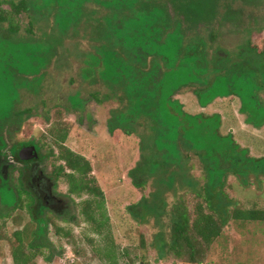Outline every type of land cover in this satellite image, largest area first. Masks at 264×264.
I'll return each mask as SVG.
<instances>
[{"label":"rangeland","instance_id":"374dc122","mask_svg":"<svg viewBox=\"0 0 264 264\" xmlns=\"http://www.w3.org/2000/svg\"><path fill=\"white\" fill-rule=\"evenodd\" d=\"M12 1L17 3L19 0ZM78 1L79 4L84 3L81 14L88 15L87 17L81 15V17H85L87 22L94 20L93 28L86 26L92 36L101 32L104 16L109 13L101 8V3H98L103 0H34L33 15L36 23L33 26L35 33H32L35 35L34 38L42 40L44 39L42 34L49 28L55 30V18L57 17L53 16L52 11L50 13L51 7L59 3V7H64L63 12H70L67 13L65 20L70 21L71 18L75 20L74 17L77 15L75 7ZM177 1L184 3L191 0ZM86 2L89 5H86ZM206 2L207 0H197V4H193V7L205 5ZM223 2L222 5H225ZM227 3L232 5L234 13L229 14L225 27L221 28L218 23H215L211 28L217 33L215 42L212 43L207 34L202 36L208 52L219 53L221 56L227 52L233 56L237 52L236 47L246 38H249L252 45L261 47L264 44V0H259V5H247L239 0H234L233 4L230 1ZM204 8L206 7L202 6V10ZM65 13L61 16L64 17ZM236 15L239 17L237 21L235 20ZM124 20L128 25V18ZM27 22L28 20L21 18L19 24L22 28L19 35H27L25 32ZM99 22H101L100 28L98 27ZM106 23L108 26L109 20H106ZM120 26L119 32L125 34L122 23ZM81 28H84L83 24ZM259 28L263 30L260 31ZM246 29H251L249 36ZM5 31L6 24H1L0 115L8 116L11 110L13 112L17 109L32 110L28 118L22 117L20 128L17 125L8 124L1 132L7 149L9 150L12 146L16 147L22 142L35 141L44 158L43 161L35 162L36 171H42V174L50 180L51 172L63 166V163L56 159L58 147L53 143L50 131L53 127H58L57 124L66 126L69 132L64 146L83 156L90 163L92 170L90 176L94 177L97 186L104 194L103 208L108 219L107 223L101 220L103 223L102 236H99L94 232L95 226L84 214L83 203L89 197L86 195L79 198L69 197L66 182L63 179L56 181L55 186L52 185L51 195L58 200V207H62L61 212L57 211L56 215L52 213L53 209V211L50 209L52 212L44 209L42 213L44 218L40 217L42 219L40 222L46 218L52 220L47 226L46 237L54 248L43 249L45 256L49 257V253L52 254V259L49 263L44 261L43 257H37L34 264H188L183 259L176 260L168 250L171 243L169 215L174 205L179 203L183 197L188 203V208L193 210L196 199L186 192L188 188L201 192L203 172L198 159L190 152L191 159L183 160L182 168L187 174L185 178L174 176L171 180L168 177L166 184H160L156 180L159 175L157 172V176L147 178L144 188H135L129 173L136 167L142 156L148 154V151L141 149L142 138L140 136L146 130L144 126L139 125L135 128L140 136H125L119 130L114 136L108 134L107 124L113 112L122 111L123 105L117 99L106 101L101 105L91 100L89 97L91 93L99 92L101 98L110 93L109 89L99 80L94 84L87 82L89 74L85 78V71H81V69L85 70L81 62L82 57L84 59L89 57L82 56V54L90 53L91 48L98 43L92 41L91 36H85L83 30H80L73 37L65 38L62 35L63 43L55 49L51 48L50 44L43 45L45 48L37 44L26 46L23 43L14 42L6 34L4 36ZM60 32L62 33V30L58 33ZM52 51L54 54L49 53ZM75 92H79L80 98L85 100V112L72 109L78 102ZM175 98L182 103L185 114L209 120L208 123L198 125L190 132L191 135H197L199 150L209 144L208 147H211L209 151L212 155L223 153L225 157L229 155L230 158H235L236 155L242 158L244 155L245 162L242 160L241 163L236 164V167L232 165L234 169L223 171L225 178L221 176L220 171L216 172V185L213 183L214 192L212 194L217 191L216 187L218 189L222 187L220 194L227 200L221 199L222 203L229 202L227 209L235 205L241 208L256 205L264 209V165L263 170H253L255 163L264 162V123L260 127L247 123L248 116L241 111V100L235 96L218 98L204 109L198 107L196 98L190 93L177 95ZM259 98L264 106L263 92L260 93ZM255 118L263 119V117ZM206 125L207 128H204ZM225 138L234 142L238 150L234 147H229V149ZM7 149L5 153H8ZM214 149L215 153H212ZM184 154L187 153L182 151L183 158H185ZM7 158L9 159L10 155ZM14 162L13 160L14 167L10 163L14 171L9 172L11 173L9 186L13 189L19 186L18 175L22 170L25 174L24 187L33 191L29 185L30 167L27 171V165L23 166ZM51 181L54 182L52 179ZM189 181L190 186L187 187ZM5 187L1 188L9 191L6 203L10 205L14 201L15 193L13 195L7 186ZM141 200H145L143 204ZM161 202L166 204L161 208L162 210L158 207ZM147 204L154 209L144 211ZM25 211V209L21 212L16 211L6 220L5 224L0 217V235H11L21 230L26 224H30V217ZM17 213L20 215L18 217L20 221L16 224L12 219ZM144 215H147L146 222L141 221ZM72 216L73 222L64 220ZM57 228H62L70 235L68 237L57 235L55 232ZM0 245V253H2L0 264H14L10 247L3 243ZM105 249L112 250L114 258L108 259ZM204 264H264V223H229L221 236L209 248L208 258Z\"/></svg>","mask_w":264,"mask_h":264},{"label":"trees","instance_id":"16d2710c","mask_svg":"<svg viewBox=\"0 0 264 264\" xmlns=\"http://www.w3.org/2000/svg\"><path fill=\"white\" fill-rule=\"evenodd\" d=\"M33 1L19 0L16 3L12 0H0V25L6 24L4 36L6 34L14 42H20L26 46L37 44L45 48L43 45L50 44L51 48L55 49L62 45L64 37H73L83 30L85 36H91V40L98 43L91 48L90 53L82 54V56L89 57L87 59L82 57L81 62L85 70L81 69V71H85V78L89 74L87 82L94 84L99 80L109 89L110 93L101 98L99 92L91 93L89 95L91 100L101 105L106 101L117 99L123 105L122 111L113 112L107 124L108 134L114 136L119 130L125 136H140L135 128L139 125L144 126L146 130L140 137L142 138L141 149L148 151V154L143 155L136 167L129 173L135 188H144L147 178L157 176L158 173L156 180L160 184L165 183L168 177L171 180L174 176L187 177L182 168V162L184 159H191L190 152L202 165L201 192L189 190L190 188L186 192L196 199L193 210L188 208V203L183 197L180 204L174 205L169 215L171 243L168 250L176 260L183 259L188 264H204L208 258L209 248L221 236L229 223H264V209L256 205L249 208L235 205L227 209L229 202L222 203V199H227L220 194L223 188L216 187V195L212 194L214 192L213 183L216 185V172L220 171L221 176L225 178L223 171H228L233 168V164L236 167V164L244 161V155L242 154L243 159L237 155L235 158H230L229 155L225 157L223 153V156L212 155L209 151L211 149L208 147L209 144L199 150L197 135H191L190 132L196 126L208 123L209 120L185 114L182 103L175 98L177 95L190 93L196 98L198 107L204 109L218 98L235 96L241 100V111L247 114V123H253L256 127L264 123V106L259 98L260 93H264V44L258 47L252 45L249 38H246L236 47L237 52L233 56L227 52L221 56L219 53L208 52V47L202 37L207 34L208 39L212 43L215 42L217 33L211 28L215 23H218L221 28L225 27L229 14L234 13L232 5L227 1L233 4L234 0H207L205 5L198 7H193V4H197V0L184 3L177 0H103L98 3H101V8L109 13L104 16L101 32L95 33L94 36L86 27L93 28L94 20L87 22L85 17L88 15L81 14L84 3L79 4L78 1L75 7L77 15L74 17L75 20L71 18L70 21L65 20L67 13L70 12L67 9V13L63 12L64 7H59L57 3L49 9L50 13L52 11L53 16L57 17L55 18V30L49 28L42 34L44 37L42 40H36L35 35H32L33 32L35 33L33 26L36 25ZM222 1L225 5H222ZM239 1L247 5H259V0ZM165 3L167 4L164 5ZM202 6L206 7L204 11ZM63 13H65L64 17L61 16ZM81 15L85 16L83 17L85 20ZM236 16L237 21L239 17ZM22 17L28 20L25 26L26 36L19 35L22 28L19 23ZM126 18L129 20L128 25L124 20ZM106 20H109L108 26ZM101 22L98 24L99 28ZM121 23L125 34L119 32ZM82 24L84 28H81ZM61 30L62 33H58ZM259 30L263 29L259 28ZM246 32L249 36L251 29H246ZM53 52L49 53L54 54ZM85 60L88 61L85 62ZM76 93L78 102L72 109L85 112L86 102L80 98L79 92L74 94ZM31 111V109H17L13 112L11 110L8 116L0 115V156L7 162L10 161L7 158L10 155L12 160L24 164L18 158V152L25 145L35 147L39 161L44 159L35 141L22 142L8 150L1 136V132L8 124L17 125L20 128L22 117L28 118ZM261 113L263 115H260ZM255 117H263V119ZM216 119L219 118L216 116ZM57 126L52 128L50 134L53 143L58 147L56 159L61 161L63 166L51 172V179L54 182L51 179L50 181L55 186L56 181L63 179L68 187L69 197L79 198L83 195L89 197L83 203L84 214L95 226L94 232L102 236L103 223L108 222L103 208L104 194L97 186L94 177L90 176L92 173L90 163L83 156L64 146L69 129L61 124ZM204 128H207V125ZM225 140L229 144L228 148L234 147L238 150L229 138ZM6 149L8 153L4 152ZM182 151L187 153L184 154L185 158L182 157ZM212 153H215V149ZM263 165L264 162L255 163L253 170H260ZM12 166L8 167L11 173L14 171L12 169L14 166ZM28 170L29 167H27ZM11 173H8L6 178H4L5 174L0 175V217L5 224L12 214L25 209L30 217V224H26L21 230L11 235L1 234L0 243L10 247L14 264H34L37 257H43L44 261L50 263L52 254L49 253V257L45 256L43 249L54 248L46 237L47 226L52 220L46 218L40 222L42 220L40 217L44 218L42 214L44 209H50L37 200L33 191L24 187L25 174L22 170L18 175L19 186L14 189L9 186ZM188 183L187 187L190 186V181ZM5 186L13 195L15 193L14 201L10 205L6 203L9 191L4 189ZM19 189L21 190L18 191ZM141 201L143 204L145 200ZM164 205L166 204L161 202L159 209ZM152 208L154 209L147 204L143 210L149 211ZM130 212L134 215L131 210ZM52 213L57 215L56 211ZM15 215L12 220H15L17 224L20 221L18 219L20 215L18 213ZM143 217L141 221L146 222L147 215ZM64 220L73 222L74 218L72 216ZM55 232L63 237L70 235L62 228H57ZM105 251L108 259L114 258L112 250L105 249Z\"/></svg>","mask_w":264,"mask_h":264},{"label":"flooded vegetation","instance_id":"af4514ba","mask_svg":"<svg viewBox=\"0 0 264 264\" xmlns=\"http://www.w3.org/2000/svg\"><path fill=\"white\" fill-rule=\"evenodd\" d=\"M24 147H30V145H25L21 147L20 150ZM9 160L10 161L7 162L5 158L0 156V175L5 174L4 178H6L7 174L9 173L8 167L11 166V164H13V160L10 158ZM14 161L17 162L16 160ZM38 161H39V157L37 159H33L29 161H22L24 163L22 164L23 166H26L27 163V167H30L31 180L29 185L31 186V189L35 193L37 200L42 202V204H44V206L47 209H51V210L53 209L54 210V211L52 210L53 212L55 211L61 212L62 207H58V203H59L58 200L53 198V196L51 195V188H52L51 181L42 174V171H38V172L36 171L37 166H35V162Z\"/></svg>","mask_w":264,"mask_h":264},{"label":"water","instance_id":"95a60500","mask_svg":"<svg viewBox=\"0 0 264 264\" xmlns=\"http://www.w3.org/2000/svg\"><path fill=\"white\" fill-rule=\"evenodd\" d=\"M18 158L21 161H29L38 158V154L34 146L24 147L18 153Z\"/></svg>","mask_w":264,"mask_h":264}]
</instances>
